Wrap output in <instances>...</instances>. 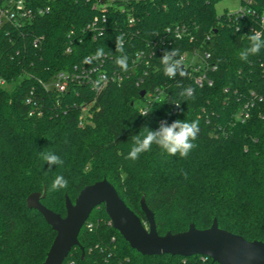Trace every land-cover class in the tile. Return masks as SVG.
<instances>
[{
    "label": "trees",
    "instance_id": "1",
    "mask_svg": "<svg viewBox=\"0 0 264 264\" xmlns=\"http://www.w3.org/2000/svg\"><path fill=\"white\" fill-rule=\"evenodd\" d=\"M217 1L106 0L108 9L102 13L96 0H31L33 10L50 11L20 28L5 24L0 29V264H42L55 240L41 214L27 207L31 194L45 190L43 205L65 217L66 196L75 202L85 187L104 179L148 228L144 199L161 236L185 232L191 224L205 230L216 219L221 229L264 243V49L248 62L239 58L250 33H235L226 15L217 13ZM257 2L254 8L262 15L264 0ZM95 18L105 20L97 39L86 31ZM177 27L185 30L182 40L167 32ZM120 33L127 71L114 63ZM36 37L44 38L37 48ZM100 47L107 73L129 75L120 85H108L100 94L74 84L65 93L41 86L59 73H74ZM173 48L182 55L210 53L216 67L209 73L213 85L196 86L197 74L185 64L183 76H165L160 58ZM140 51L148 65L144 61L132 73V59ZM138 77L144 80L141 87ZM187 86L195 89L194 99L178 95ZM156 88L164 91V99L149 116H141L135 108L144 100L141 92ZM32 92L34 104L29 105ZM246 105L250 115L242 123L237 118ZM197 117V147L186 159L161 155L156 146L135 161L125 158L131 136L142 127L155 130L162 120ZM41 151L56 153L64 165L49 169ZM58 174L69 180V187L49 192ZM79 241L84 256L75 248L64 264H215L200 256L140 255L112 228L104 206L93 211Z\"/></svg>",
    "mask_w": 264,
    "mask_h": 264
},
{
    "label": "water",
    "instance_id": "2",
    "mask_svg": "<svg viewBox=\"0 0 264 264\" xmlns=\"http://www.w3.org/2000/svg\"><path fill=\"white\" fill-rule=\"evenodd\" d=\"M104 5L106 0H96ZM142 91L140 96H145ZM46 192H36L27 199V207L38 211L56 233L55 240L42 264H64L75 248H84L79 241L80 233L93 211L105 207L112 228L129 244L131 249L142 256L158 258L164 256L190 258L195 256L211 259L215 264H264V243L248 241L219 227L215 219L210 228L200 230L191 224L185 232L159 235L155 215L145 200L141 209L145 214L148 228L141 218L120 198L116 188L104 179L85 187L75 200L66 196V215L52 211L43 205Z\"/></svg>",
    "mask_w": 264,
    "mask_h": 264
},
{
    "label": "built area",
    "instance_id": "3",
    "mask_svg": "<svg viewBox=\"0 0 264 264\" xmlns=\"http://www.w3.org/2000/svg\"><path fill=\"white\" fill-rule=\"evenodd\" d=\"M31 0H3L0 5V29L4 28L5 24H12L14 27L20 28L26 23H30L36 16L47 14L50 9L46 8H38L33 10L30 6ZM257 0H241L240 1V9L238 12L234 14L224 13L229 24L233 27L235 33L245 32L251 33L253 29L264 31V13L262 15L254 8L257 6ZM97 7L100 9L102 13H106L107 11V3L104 5H100L97 3ZM126 9L121 8L122 12H125ZM130 25H134L136 20L134 17H129ZM105 20L104 18L101 20L99 18H95L90 24L87 25L86 31H88L94 39L102 37L105 31ZM241 26H243L244 30H242ZM238 29V31H237ZM168 33H172L175 39L182 40L185 30L180 28H175L172 30L171 28L167 29ZM44 38L36 37L34 39L33 45L35 48L39 47ZM70 51V50H69ZM152 56V55H150ZM92 56L87 57L82 66L79 69H76L74 73H59L53 79L50 84H46L40 82L41 86L46 90H56L59 93H65L71 84L77 86H88L91 91L96 94H100L107 88L108 85H120L126 78L128 79L129 75L125 73L124 75L118 71H114L112 73H107L104 69V66L107 63V56L100 60L96 61L92 59ZM184 64L187 65L191 71L196 73L194 76V84L200 88L205 85L212 86L213 82L209 77V73H212L216 70L215 66H211L209 60L211 58V54L207 51L199 52L197 50L187 52L183 54ZM146 61V54L144 51L138 52L134 59H132V65L130 68V72H135V69L139 66L143 65V62ZM148 65V61L145 62ZM97 79L101 80V83L98 87L93 88L92 83ZM136 86L141 87L143 84V78L138 77L136 80ZM0 85H4V82L0 80ZM145 96L143 97L142 103L144 104L138 111H150L147 116H149L153 110V106L157 103H161L164 99L165 93L162 89L156 88L153 91H145ZM254 95V94H253ZM33 92L31 93V98L28 99L27 103L29 105H33L34 98ZM88 111V107L82 108L81 120L84 122L86 120V113ZM34 113V112H33ZM31 113V115H33ZM249 106L246 105L244 111H242L237 120L240 122H245L249 118ZM91 227V225H90ZM202 261H208L210 259L206 257H201ZM69 264H75V262H69Z\"/></svg>",
    "mask_w": 264,
    "mask_h": 264
},
{
    "label": "clouds",
    "instance_id": "4",
    "mask_svg": "<svg viewBox=\"0 0 264 264\" xmlns=\"http://www.w3.org/2000/svg\"><path fill=\"white\" fill-rule=\"evenodd\" d=\"M238 31V29H237ZM248 46L240 50L239 58L245 62H248L250 56H256L260 53L261 49H264V31L253 29L252 32L246 35ZM125 37L123 33L116 36V52L120 53L114 60V63L122 70H128L129 57L124 50ZM105 57V50L103 47L98 48L92 59L100 61ZM88 58H86L87 60ZM160 64L163 66V74L169 79H174L178 74L183 76L184 72V58L181 50L173 48L172 50H165L160 58ZM101 80L97 79L92 83V87L96 88L100 85ZM195 89L191 86L183 87L182 91L178 93L181 98H195ZM179 109L180 102L175 103ZM150 111L140 110L141 116H147ZM199 117L193 120H181L176 119L169 123L167 120H162L159 127L155 130L144 126L141 128L139 134L131 136L132 146L125 157L130 160L139 159L140 155L146 152H150L153 146H156L161 155L167 154L168 156H179L186 159L190 152L197 147L194 141L198 138L200 131ZM39 157L44 162H47L49 169L52 165L62 167L64 160L54 152L41 151ZM180 175L187 178V172L184 169H180ZM69 187V180L64 175L58 174L53 179L49 186V192H60L61 190Z\"/></svg>",
    "mask_w": 264,
    "mask_h": 264
},
{
    "label": "rangeland",
    "instance_id": "5",
    "mask_svg": "<svg viewBox=\"0 0 264 264\" xmlns=\"http://www.w3.org/2000/svg\"><path fill=\"white\" fill-rule=\"evenodd\" d=\"M240 1L241 0H218L216 3V11L219 15L224 13L234 14L240 9ZM143 106L144 104L142 101H137L135 104L137 110Z\"/></svg>",
    "mask_w": 264,
    "mask_h": 264
}]
</instances>
